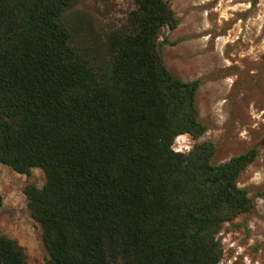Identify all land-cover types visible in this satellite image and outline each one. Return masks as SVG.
I'll return each instance as SVG.
<instances>
[{"label":"trees","instance_id":"trees-1","mask_svg":"<svg viewBox=\"0 0 264 264\" xmlns=\"http://www.w3.org/2000/svg\"><path fill=\"white\" fill-rule=\"evenodd\" d=\"M170 1L134 0L98 64L71 43L72 0H0V164L45 177L24 188L44 264H219L217 235L255 209L237 181L264 138L220 165L210 142L173 150L207 127L201 81L163 63L161 31L178 26ZM0 264H27L2 236Z\"/></svg>","mask_w":264,"mask_h":264},{"label":"rangeland","instance_id":"rangeland-1","mask_svg":"<svg viewBox=\"0 0 264 264\" xmlns=\"http://www.w3.org/2000/svg\"><path fill=\"white\" fill-rule=\"evenodd\" d=\"M170 6L178 26L161 31L163 63L184 82L201 81L195 102L207 127L196 140L177 137L173 150L188 153L210 142L211 163L220 165L264 138V0H171ZM133 9L134 0H72L64 16L72 45L88 59L104 62L103 40ZM44 183L38 169L25 176L0 164V236L22 248L27 264L48 259L24 194L26 186ZM237 186L247 191L255 209L217 235L223 252L219 264H264V146Z\"/></svg>","mask_w":264,"mask_h":264}]
</instances>
